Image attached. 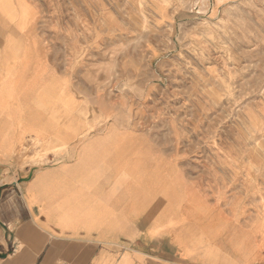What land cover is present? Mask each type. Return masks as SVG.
I'll return each mask as SVG.
<instances>
[{"label": "rangeland", "instance_id": "rangeland-1", "mask_svg": "<svg viewBox=\"0 0 264 264\" xmlns=\"http://www.w3.org/2000/svg\"><path fill=\"white\" fill-rule=\"evenodd\" d=\"M14 5L17 25L43 32L54 94L74 101L62 121L86 124L84 136L117 129L135 150V182L170 187L190 217L249 232L264 264V0ZM50 140L29 136L9 156L40 163L67 149ZM27 147L45 148L29 158Z\"/></svg>", "mask_w": 264, "mask_h": 264}, {"label": "crops", "instance_id": "crops-1", "mask_svg": "<svg viewBox=\"0 0 264 264\" xmlns=\"http://www.w3.org/2000/svg\"><path fill=\"white\" fill-rule=\"evenodd\" d=\"M14 4L0 1V264H256L249 232L135 182V150L117 129L84 136L86 124L62 121L74 101L54 94L43 32L17 25ZM29 136L67 149L22 164L9 155Z\"/></svg>", "mask_w": 264, "mask_h": 264}, {"label": "bare ground", "instance_id": "bare-ground-1", "mask_svg": "<svg viewBox=\"0 0 264 264\" xmlns=\"http://www.w3.org/2000/svg\"><path fill=\"white\" fill-rule=\"evenodd\" d=\"M49 150L48 148L46 149V151Z\"/></svg>", "mask_w": 264, "mask_h": 264}]
</instances>
